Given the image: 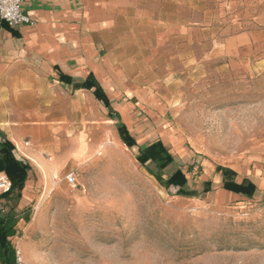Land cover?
<instances>
[{
  "label": "rangeland",
  "instance_id": "374dc122",
  "mask_svg": "<svg viewBox=\"0 0 264 264\" xmlns=\"http://www.w3.org/2000/svg\"><path fill=\"white\" fill-rule=\"evenodd\" d=\"M198 6L213 13L207 20L213 42L199 19L195 44L181 51L187 58L174 61L167 49L174 81L159 88L164 113L156 106L152 121L136 109L144 132L131 109L121 110L138 146L162 140L174 157L160 171L164 178L181 168L186 188L198 195L162 186L138 162V146L128 148L111 134V142L86 157L83 148L74 151L77 186L64 178L18 205L30 216L11 238L24 264H264L262 192L244 207L213 199L224 188L214 182L223 175L219 167L264 168V0H199ZM228 37L237 42L224 51L217 44Z\"/></svg>",
  "mask_w": 264,
  "mask_h": 264
},
{
  "label": "crops",
  "instance_id": "0c3cea01",
  "mask_svg": "<svg viewBox=\"0 0 264 264\" xmlns=\"http://www.w3.org/2000/svg\"><path fill=\"white\" fill-rule=\"evenodd\" d=\"M198 3L24 0L23 8L35 20L33 24L12 27L0 19V142L31 166L20 207L55 182L63 184L65 175L80 164L74 156L76 148H83L86 157L111 142V134L121 141L119 122L136 139L123 119V108L131 109L145 132L147 124L135 110L146 111L152 120L150 111L164 108L159 88L174 81L167 49L175 52L174 61L187 58L181 51L195 44L199 19L205 20L201 33L213 42L207 21L213 13L199 9ZM236 42V37H228L217 45L230 51ZM96 83L110 100V108L98 96ZM107 116L102 128L101 120ZM232 170L237 183L247 179L256 185L254 195L219 188L215 203L236 201L244 207L260 191L264 196L263 173L257 174L264 168L254 173ZM220 174L214 182L221 187L224 177Z\"/></svg>",
  "mask_w": 264,
  "mask_h": 264
},
{
  "label": "trees",
  "instance_id": "16d2710c",
  "mask_svg": "<svg viewBox=\"0 0 264 264\" xmlns=\"http://www.w3.org/2000/svg\"><path fill=\"white\" fill-rule=\"evenodd\" d=\"M87 86L93 87L89 84ZM95 86L97 87L98 96L110 108V100L101 86L98 83ZM116 115L119 119L118 114ZM117 126L122 141L129 148L138 146L136 139L123 123L119 122ZM136 158L142 166L149 169V172L158 179L162 186L166 188L171 186L178 187L176 192L178 195L187 197L198 195L196 190L186 188L188 180L181 168L175 170L168 178H164L160 173V171L174 162V157L161 140L138 146ZM151 165H154L155 168H151ZM30 169L31 166L23 158L17 157L8 144L3 141L0 142V173H5L11 181L10 190L0 194V264H17V249L11 238L17 234V225L21 219L30 221L29 214L17 211ZM218 170L223 174V187L226 190L241 193L248 197L254 195L256 185L253 182L245 179L242 183H237V173L234 170L227 167H219ZM207 185L208 187L204 189L205 192L211 191V183L207 182ZM8 204H11L10 209H7Z\"/></svg>",
  "mask_w": 264,
  "mask_h": 264
},
{
  "label": "built area",
  "instance_id": "2783aa9c",
  "mask_svg": "<svg viewBox=\"0 0 264 264\" xmlns=\"http://www.w3.org/2000/svg\"><path fill=\"white\" fill-rule=\"evenodd\" d=\"M23 3L24 0H0V19L12 27L33 24L35 20L25 12ZM65 180L68 184L77 186V174L74 171L66 174ZM58 185L59 182H55L54 186ZM10 188L11 181L8 176L5 173H0V194L8 192ZM16 260L17 264H24L20 250H17Z\"/></svg>",
  "mask_w": 264,
  "mask_h": 264
},
{
  "label": "bare ground",
  "instance_id": "6f19581e",
  "mask_svg": "<svg viewBox=\"0 0 264 264\" xmlns=\"http://www.w3.org/2000/svg\"><path fill=\"white\" fill-rule=\"evenodd\" d=\"M75 187V186H74ZM27 247V246H26ZM21 258H22V256H21ZM22 261H23V258H22Z\"/></svg>",
  "mask_w": 264,
  "mask_h": 264
}]
</instances>
